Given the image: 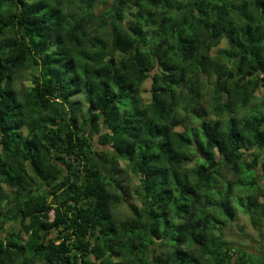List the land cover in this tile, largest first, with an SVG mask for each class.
<instances>
[{
    "label": "trees",
    "instance_id": "1",
    "mask_svg": "<svg viewBox=\"0 0 264 264\" xmlns=\"http://www.w3.org/2000/svg\"><path fill=\"white\" fill-rule=\"evenodd\" d=\"M238 212L264 230V0H0V264H264Z\"/></svg>",
    "mask_w": 264,
    "mask_h": 264
},
{
    "label": "rangeland",
    "instance_id": "2",
    "mask_svg": "<svg viewBox=\"0 0 264 264\" xmlns=\"http://www.w3.org/2000/svg\"><path fill=\"white\" fill-rule=\"evenodd\" d=\"M95 9L99 10L100 5H96ZM224 44H222L223 46ZM150 81H146L144 88V95L147 96L149 90ZM96 148H103L96 146ZM224 238L230 245L244 246V248L255 251L258 248L264 246V230L259 228H253L246 215L238 212L234 221L230 222L225 229ZM1 236V235H0Z\"/></svg>",
    "mask_w": 264,
    "mask_h": 264
},
{
    "label": "clouds",
    "instance_id": "3",
    "mask_svg": "<svg viewBox=\"0 0 264 264\" xmlns=\"http://www.w3.org/2000/svg\"><path fill=\"white\" fill-rule=\"evenodd\" d=\"M24 2L26 4H28V3H32L33 0H24ZM33 60H36V65L35 66L32 65V64H28L27 66L18 67L14 71L16 73L23 72L25 79H33V77L29 76L28 74L32 73V72H35L36 76H35V79L33 81L32 87H35L37 84H39L40 87H41V90H43L46 86L49 87L50 91L53 90V89H58V86L55 85V84L45 85V83H44V68L42 66V63L35 56L33 57ZM14 81H15V87H16L17 91L18 92H22L23 91V81L22 80H16L15 77H14ZM56 95H59L58 90L54 92L53 100L49 101V105L52 108H55L58 113L62 114V113L67 111V108H66V106L64 104H56L54 102ZM40 114L41 115H49L51 113L48 112V111H43ZM28 115H29V118H31V114L29 113ZM85 115H87V113H85ZM224 119L226 121L227 118L224 117Z\"/></svg>",
    "mask_w": 264,
    "mask_h": 264
}]
</instances>
